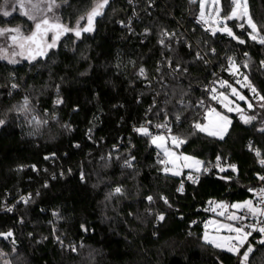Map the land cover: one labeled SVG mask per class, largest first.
<instances>
[{"label":"trees","instance_id":"obj_1","mask_svg":"<svg viewBox=\"0 0 264 264\" xmlns=\"http://www.w3.org/2000/svg\"><path fill=\"white\" fill-rule=\"evenodd\" d=\"M134 1L142 18L131 30L122 23L133 14L132 4L113 0L94 34L68 36L46 60L27 64L11 42L0 44L8 49L6 56L19 61L0 60V119L5 120L0 129V233H13L0 236V264L6 258H17L14 264H239V257L226 248L205 243L207 209L214 201L251 198L247 189L258 184L264 166L246 146L251 142L264 157L263 118L248 102L235 99L245 105L246 115L257 119L245 124L231 114L223 140L193 129L194 123H204L201 101L209 99L199 87L214 77L196 51L204 49L215 64L228 54L238 64L249 61L250 67H240L238 75H247L264 94V45L250 39L248 26L240 28L239 20L232 24L244 44L220 32L210 36L194 23L199 6L188 0ZM57 2L56 14L74 27L93 5V0ZM224 3L228 6L230 0ZM249 7L253 19L264 24V0H249ZM2 23L33 21L17 11L0 15V27ZM164 31L175 33L163 37L166 46L159 43ZM169 61L179 66L182 79L171 73ZM25 98L29 110L20 112ZM33 117L47 123L37 124ZM145 122L167 123L169 145L172 135L187 137L174 147L201 158L203 168L219 157L234 162L236 171H226L225 177L204 174L198 185L178 194L182 174L165 172L159 161L164 154L153 135L135 131ZM129 159L131 168L125 166ZM116 187L123 195L109 198ZM24 195L31 196L27 204L20 200ZM196 218L201 221L193 223ZM248 264H264V245L256 243Z\"/></svg>","mask_w":264,"mask_h":264},{"label":"snow or ice","instance_id":"obj_2","mask_svg":"<svg viewBox=\"0 0 264 264\" xmlns=\"http://www.w3.org/2000/svg\"><path fill=\"white\" fill-rule=\"evenodd\" d=\"M66 3L67 0H64ZM131 3L132 0H129ZM192 3H199L200 6V21H202L204 24L211 23L210 28H206V31H210V34L212 36H216L218 32H222L226 34L227 36L231 37L232 39H235L240 44H244L245 41L243 39H240L238 36L235 35L232 28L228 26L227 21L230 20H240L242 21L238 26L240 28H244L245 24L250 29L248 35L249 38L253 41H257L261 45H264V24H258L251 15L250 9H249V0H230V11L221 14L223 12V7L221 4V0H191ZM110 3V0H93V5L89 11H87L84 15L80 16L77 21L75 27L69 26L67 24H64L61 22V18L59 15L56 14V9L60 7V4L57 2V0H3L2 3H0V15L3 17H10L13 15L14 12L19 11V14L26 17L28 20L33 21L34 27L33 30L25 35L21 28L19 26L17 27H0V37H4L11 41L10 47H19L21 49L24 48L25 42L29 43V46H35L36 54L40 56H44L47 53L48 49L55 48L57 45L58 40L61 36H63L66 33H73L77 39L81 37L82 33H88L92 32L94 30V20L96 17L102 16L104 14V9L106 6H108ZM210 7V11L208 10ZM10 9V10H9ZM51 14V15H49ZM208 15L211 17V20L205 19V16ZM86 20V25L81 26V21ZM199 22V21H198ZM148 31L147 29L145 30ZM51 32L52 36L50 39V42L46 39L48 33ZM162 38L160 39L159 43L161 45H165V40L163 37L171 38L175 36V33H168L167 31L162 32ZM166 46V45H165ZM191 47V45H189ZM8 49L4 47H0V60L7 59L10 64H16L19 63L18 60L14 58H9L5 55ZM212 53H215V49H210ZM17 53H13V55H16ZM19 55L23 56V51L18 53ZM245 56L248 54L245 53ZM197 59H203V56L197 52L196 54ZM29 60H34L36 58L35 55H29L25 57ZM228 60V70L232 71V74L235 75L239 73L240 67H243L245 69H248L250 67L249 61H244L243 64H238L236 62L235 57H226ZM169 66L171 67V61H169ZM261 67L264 68V61H261ZM174 71H179V66H177V69H174ZM186 71V69L184 70ZM139 74L141 76L145 75V69L140 68ZM240 75L243 76V81L245 83L242 84V87H248L250 91L254 94L255 98H258L260 103V107L264 108V94H261L255 85L252 84V82L249 80V77L247 75H244L243 73H240ZM237 83H241L240 80L236 81ZM219 84L221 87H227L231 88L232 94L237 95L239 99L244 100L246 99L243 95H240L235 88H232V86L228 83V81L220 80ZM12 88H16L17 85L13 83L11 85ZM213 93L216 92V89L211 90ZM221 97H225L224 93H219ZM213 99H217L216 95L212 96ZM226 99V97H225ZM223 103V101H220ZM57 104L62 103L61 100L56 101ZM29 101L27 98H25L24 104L18 109L20 112H27ZM203 105V101H201V106ZM227 107V105H225ZM248 107L251 109L253 108V105L251 103L248 104ZM229 111H232V108H228ZM237 110H239L237 106ZM214 111V110H213ZM177 120L180 119V116L177 115ZM222 120L226 122V124H230L231 121L227 119V117H221ZM241 119L245 124L251 123L252 121L257 119L256 115H241ZM33 121H36L37 124L40 123H47V121H39L36 117L32 118ZM31 122V121H30ZM5 123L4 119H0V125H3ZM158 128H165L171 134V128L168 126L167 123L165 124H158L156 125ZM193 129L199 130V131H206V128L202 126L200 123L196 122L193 124ZM137 132L142 133L143 135L149 136L151 133L149 132L148 128L145 126H141L140 128L135 129ZM261 132H264V127L260 129ZM227 132V128L224 127L219 132H209V135H217L219 139L223 140L224 135ZM158 139H161V137L158 136H152V141L155 143ZM171 139L173 142L182 144L186 143L187 137H181L178 135H172ZM250 150L255 151V155L260 158L259 163L261 166H264V158L262 157V153L259 149H252L251 144L249 145ZM166 154H167V150ZM49 157H45V159H48ZM134 159V157L132 158ZM132 159L125 161V166L131 168L132 165ZM185 160L193 159L191 157H184ZM219 157H217V160L219 161ZM197 164H200V161H196ZM33 169H35V166H32ZM231 169L233 171H236V165H230ZM165 172L168 171L167 168L164 169ZM207 171V169H205ZM221 171H224V169L221 168ZM175 175H179V172L174 173ZM83 179V176L81 177ZM259 180L264 181V175L258 176ZM189 180H192L193 183H196L198 180L197 178H193L191 175L188 176ZM178 192L184 191V184L181 182L180 187L177 188ZM249 191L256 192L257 190L249 189ZM258 193L260 195V201L259 204H256L253 202V200H246L242 203L232 204L230 205L233 209H243L246 210L245 215L243 216H237L235 212H232L228 214L227 219L231 221H243L247 218V216H252L254 218V223L250 225H241L240 227H236L233 224H220L219 227L222 229H226L230 233H236L235 236H228L224 237L223 239L227 240L229 242V246L226 248L227 251L232 252L234 255H237L239 257V264H248L250 255L254 252V246L251 242L248 241V237L252 235V232H259L261 234V239L257 241L259 245H264V188H261L258 190ZM120 194L123 195V189L121 187H116L112 193L109 194V198L112 195ZM164 199L165 203H168L167 198L162 197ZM20 200L27 204L31 200V196H22ZM147 200L151 202L153 200V197L149 196L147 197ZM211 203V202H210ZM218 207L224 208L225 210L229 207V205L226 204H219ZM13 210L12 207L6 206V211L11 212ZM215 210V209H213ZM220 215H224L225 213L222 211L219 213ZM54 215L58 216V213H54ZM260 219H257V218ZM158 220L162 221L164 220L163 215L158 216ZM83 227V225L81 226ZM207 227V225L205 226ZM245 228L250 229V231H245ZM87 231V229H85ZM0 236L4 238H10L13 236V233L11 231L7 233H0ZM205 243L211 244L216 248H224V245L221 243H218L216 239H209L208 233L205 232L203 237ZM57 240L61 245L63 246V241L59 240V237H57ZM246 245V247H245ZM241 249H244L241 251ZM71 251L76 252L77 248L75 245L71 246ZM0 255H3V253H0ZM7 264V262H5Z\"/></svg>","mask_w":264,"mask_h":264},{"label":"built area","instance_id":"obj_3","mask_svg":"<svg viewBox=\"0 0 264 264\" xmlns=\"http://www.w3.org/2000/svg\"><path fill=\"white\" fill-rule=\"evenodd\" d=\"M188 3L191 4V5H198L199 6L198 2L197 3H192L191 0H188ZM131 4H132V7H133V14L131 15V17L125 23H122V25L124 27L128 28L129 30H131L134 27V24H135L136 21H141V18H142L141 14L136 11L135 1L134 0H132ZM192 19H193L194 23L196 24V26L198 28H200L202 31H204L207 34H209L210 36H212L210 34V31H206L205 30L206 28H210L211 27L210 24H204L202 21H200L199 10H198L197 13L192 15ZM178 29L181 30L182 27H180ZM212 37H214V36H212ZM197 52H199L203 56L204 63L206 65H209L212 68V72H213V76H214L205 85L199 87L200 89H202L209 96L208 100L203 101V107H205L207 109V108L212 107V106H218V105L221 106V102L220 101L223 98H225V97H229V98H232V99H239V97L237 95H233L232 94L231 88L221 87L220 86L219 81L220 80H225V81H228V83L232 86V88H235L240 95H243L246 98L244 100L246 102H248V104L251 103L253 105V107H255L261 113L262 118H263L262 127H264V109L259 106L260 103L257 102L258 98H255L254 94L251 91H246L245 87H242V84L245 83V82L243 81V78L238 75V73L233 75L232 71L228 70V60L226 59V57L231 56V57H235V59H236V56L234 54H228V55L225 56L224 61H222L220 63L218 62V63L215 64V63H213L212 59L210 58V56L208 55V53L204 49L198 48L197 51H196V54H197ZM210 53L214 54L211 51H210ZM236 62L238 63L237 59H236ZM167 67L171 70V73L173 75H177L181 79L183 78L182 74L179 73V71H174V69H177L176 67H173L172 65L170 67L169 64L167 65ZM233 76H235V77L233 78ZM237 80H240L241 83H237L236 82ZM213 88L216 89L215 93H213L211 91ZM219 93H224L225 97H221L219 95ZM213 95H216L217 99H213L212 98ZM180 103H182V102H180ZM231 105L234 107V102H232ZM35 116L38 117V113H35ZM143 126L148 128V130L151 133V135H154V134L160 133V132L168 133L167 129L162 128V127L158 128L156 126H150L148 122H145L143 124ZM137 128H140V127H137ZM125 140H126V142L128 141V144H131V140L129 139V136H127L125 138ZM121 142H119L117 144H114L113 148L114 149H119L120 146H121ZM250 144L252 146V149H256V148L253 147L251 142H247L246 149L249 152H251L257 158L258 163H259V159L260 158H258L255 155V151L250 150V148H249ZM261 158H264V157H261ZM159 161L165 164V158L163 156L159 157ZM230 165H235V163L231 162L229 160L219 159V161H216L214 164L204 167L202 169V171H196V170H192V169H188L187 168V169H185L183 171L181 178L178 180V183H177V186H176V192L178 194L185 195L186 192H187L188 185H193V186L198 185L200 183V181L202 179V176L204 174L214 173V174H216L218 176L225 177L226 176V171L232 170ZM259 165H261V164L259 163ZM221 168L224 169V171H221ZM205 169H207V171H205ZM189 175H191L194 179L198 177L197 182L193 183L192 180H189L188 179ZM260 175H264V171H262L259 174V176ZM181 182H183V184H184V191L182 193L177 191V188L180 187ZM261 188H264V181L258 180V184L250 186L247 189L248 193L251 196V200H253V202L256 203V204H259V201H260V195L258 193V190L261 189ZM249 189H253V190H257V191L253 192V191H249ZM24 196H27V195H24ZM207 211L211 212L212 210H211V208H208ZM245 213H246V210L242 209L238 216H243V215H245ZM257 219H260V218L258 217ZM198 221H201V219L196 218V219H194L193 223H196ZM252 223H254V218L252 216H250V215L247 216V218L244 219L243 221H237V224L240 225V226L242 224L243 225H250ZM245 231H250V229L245 228ZM259 239H261V234L259 232H252V235L249 236L248 241L253 244L254 251L256 250V243H257V241ZM245 247H246V245H245ZM241 250H244V249H241Z\"/></svg>","mask_w":264,"mask_h":264},{"label":"rangeland","instance_id":"obj_4","mask_svg":"<svg viewBox=\"0 0 264 264\" xmlns=\"http://www.w3.org/2000/svg\"><path fill=\"white\" fill-rule=\"evenodd\" d=\"M221 4L223 7V12L221 13L222 15L224 13L230 11V4L227 6L224 3V0H221ZM249 9H250V7H249ZM208 10L209 11L211 10L210 7ZM199 13H200V6H199ZM199 18H200V16H199ZM205 19L211 20L212 18L209 17L208 15H206ZM230 21H227L228 26L231 27L233 32L235 33V35L238 36L237 32L234 30V25L232 24L234 22L236 23V21L235 20H230ZM30 24L33 25V23H25V24H23V26L22 25L19 26L23 33L26 32V33H24L25 35H27L32 28V26H29ZM209 24H210V26H212L211 23H209ZM14 25H11V24L10 25H4L3 24L2 27H17L18 26V25L17 26H14ZM249 31H250V29L248 28V33H249ZM4 42L8 43L11 41L4 38V37H0V44H2ZM222 101H223V103H221V108L217 107V106H212V107H209L206 109L205 121L201 125L206 128V131H204V132L207 134L209 132H219L224 127L227 128V132H228V130L231 126V123H232V119H233L231 114H237L240 118H241L242 114L246 115L245 105L241 104L240 102H237L235 99L226 97V99L223 98ZM232 102H234V107L231 105ZM225 105H227V107ZM237 106H238L239 110H237ZM228 108H232L233 110L229 111ZM221 117H227V119L230 120L231 123L226 124V122L224 120H222ZM227 132H226V134H227ZM153 136L161 137V139H158L154 143V145L157 146L164 154V158H165L164 169L167 168L168 169L167 172H170L173 174L176 172H179L180 174H182V171L185 168L196 170V171H202V169H203L202 159L199 158L198 156L192 154V153L179 152L174 147L176 145L179 146V144L173 142V140L171 139V136L169 139L171 145L168 144V136L165 132L156 133ZM213 136L218 137L217 135H213ZM165 150H167V154H166ZM184 157H191L193 159L185 160ZM196 161H200L201 163L197 164ZM250 199L251 198H248L247 200H250ZM242 202L243 201H238V202H233L231 204H228V203H224L222 201H214L212 203L211 215L209 216V218L205 222V226L207 225V227H205V232L208 233L209 239H216V241L218 243H221L222 245H224V248H227L229 246V242L223 238L228 237V236H235L236 233H230L226 229L220 228L219 225L220 224H233L236 227H240V225L237 224V221L228 220L227 216H228V214H230L232 212H235V214L238 216L242 209H233L230 207V205L242 203ZM221 203L229 205V207L226 210L224 208L218 207V205ZM213 209H215V210H213ZM222 211L225 213L223 216L219 214ZM248 239H249V237H248ZM15 259H17V258H15ZM15 259L6 258L5 260H3V264H5V262H7V264H14Z\"/></svg>","mask_w":264,"mask_h":264},{"label":"water","instance_id":"obj_5","mask_svg":"<svg viewBox=\"0 0 264 264\" xmlns=\"http://www.w3.org/2000/svg\"><path fill=\"white\" fill-rule=\"evenodd\" d=\"M112 1H113V0H110L109 5L105 7V9H104V14H103L102 16H99V17H96V18H95V20H94V30H93L92 32L82 33L80 38H83L84 35L94 34V33L97 31V28H98V21H99V19H101L102 17L105 16V14H106L107 10L109 9V7H110ZM90 9H91V8H90ZM90 9H89V10H90ZM239 21H240V20H239ZM61 22L64 23V24H66V23L63 22V21H61ZM67 25H68V24H67ZM84 25H86V21H85V24H84ZM84 25H83V26H84ZM69 26H70V25H69ZM33 27H34V24H33L32 28H31L30 32L33 30ZM72 27H74V26H72ZM30 32H29V33H30ZM29 33H28V34H29ZM70 35H74V34H73V33H66V34H64L63 36H61L60 39H59L58 42H57L56 47H55V48H52V49H48L46 55H44V56L37 55V54H36V50H35V46H31V47H30V46H29V43L25 42V46H24L23 49L17 47V49H18V53H20L21 51H23V56H21V55H19V56H20V57L23 59V61H24L25 63H27V64H32V63L36 62L37 60H46V59L48 58V56L50 55V53H51L53 50H58V49L60 48V46H61L62 41H63L64 39H66V38H67L68 36H70ZM51 36H52V33L49 32L48 35H47V37H46V39H47L49 42H50ZM74 36H75V35H74ZM30 54H31V55H35L36 58H35L34 60L26 59L25 57L29 56ZM0 94H1V92H0ZM3 126H4V124H3V125H0V129H1Z\"/></svg>","mask_w":264,"mask_h":264},{"label":"flooded vegetation","instance_id":"obj_6","mask_svg":"<svg viewBox=\"0 0 264 264\" xmlns=\"http://www.w3.org/2000/svg\"><path fill=\"white\" fill-rule=\"evenodd\" d=\"M17 51H18V49H17Z\"/></svg>","mask_w":264,"mask_h":264}]
</instances>
